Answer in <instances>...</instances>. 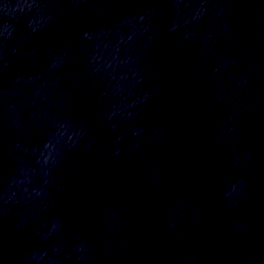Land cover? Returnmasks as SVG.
I'll return each instance as SVG.
<instances>
[{
    "label": "water",
    "instance_id": "95a60500",
    "mask_svg": "<svg viewBox=\"0 0 264 264\" xmlns=\"http://www.w3.org/2000/svg\"><path fill=\"white\" fill-rule=\"evenodd\" d=\"M0 264H264V0H0Z\"/></svg>",
    "mask_w": 264,
    "mask_h": 264
}]
</instances>
